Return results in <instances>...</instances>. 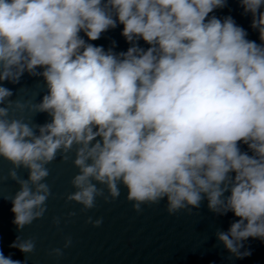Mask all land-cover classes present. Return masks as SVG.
I'll list each match as a JSON object with an SVG mask.
<instances>
[{
	"label": "clouds",
	"instance_id": "9594fccd",
	"mask_svg": "<svg viewBox=\"0 0 264 264\" xmlns=\"http://www.w3.org/2000/svg\"><path fill=\"white\" fill-rule=\"evenodd\" d=\"M240 3L259 44L231 16L209 17L226 0H0V82L27 72L47 88L33 103L0 85V157L12 165L0 182L20 186L10 199L18 231L45 215L47 165L58 154L67 162L75 145L79 172L66 199L82 211L117 199L122 184L137 213L166 199L169 215H192L205 198L211 212H233L239 219L216 232L230 259L251 254L242 251L249 238L264 241V0ZM117 21L127 51L79 35L98 40ZM25 110L51 120L10 116ZM71 245L68 236L49 255ZM10 247L24 261L0 251V264H27L36 244L19 235Z\"/></svg>",
	"mask_w": 264,
	"mask_h": 264
},
{
	"label": "water",
	"instance_id": "95a60500",
	"mask_svg": "<svg viewBox=\"0 0 264 264\" xmlns=\"http://www.w3.org/2000/svg\"><path fill=\"white\" fill-rule=\"evenodd\" d=\"M243 11L240 0H226V6L214 9L209 17L215 15L223 20L231 16L248 32L249 40L261 43L259 32L251 28V14L245 15ZM123 27L117 21L115 29L102 33L95 41L88 40L83 31L79 35L89 43L103 46L105 50L112 48L119 53L131 46L121 34ZM138 43L145 49L149 47L143 39ZM0 85L12 90V100L21 102L31 100L39 103L47 93L43 78L30 76L27 72L17 84L2 81ZM10 116H23L26 121L33 119L40 125L51 120L47 113L34 115L27 110L23 113L10 112ZM239 146L241 151L252 155L246 144L239 142ZM75 151L74 145L67 162L58 154L57 159L47 165L50 175L46 182L52 193L47 201V211L43 218L26 226L22 233L13 223L15 214L11 211L13 204L10 200L20 186L10 179L0 182V251L5 256L11 255L14 260L24 261L25 254L10 247L21 235L24 239H34L36 244L35 251L27 258V264H264V241L259 238H249L244 242L242 251L249 250L250 255L243 259L229 258L231 254L218 241L216 232L227 231L230 224L239 218L233 212L222 216L211 212L206 198L199 209H193L192 215L184 211L169 215L166 199L159 205H142L143 211L137 213L132 207L133 202L127 200L126 187L121 184V194L117 199L105 203L98 198L94 209L82 211V205L66 199L76 190L71 184L72 178L79 172L73 164ZM11 167L9 161L0 157V176H7ZM28 174L25 169L19 170L24 179L28 178ZM228 195L230 192L225 193V196ZM70 212L76 215L69 217ZM89 216L93 219L102 217L103 223L93 227L85 222ZM54 217L60 218L59 227L53 223ZM68 236L72 238V245L64 249V255L59 258L49 255L51 249L63 248Z\"/></svg>",
	"mask_w": 264,
	"mask_h": 264
}]
</instances>
